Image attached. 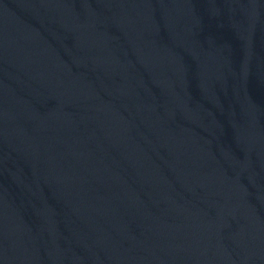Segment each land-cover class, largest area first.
<instances>
[{"label": "water", "instance_id": "95a60500", "mask_svg": "<svg viewBox=\"0 0 264 264\" xmlns=\"http://www.w3.org/2000/svg\"><path fill=\"white\" fill-rule=\"evenodd\" d=\"M0 264H264V0H0Z\"/></svg>", "mask_w": 264, "mask_h": 264}]
</instances>
